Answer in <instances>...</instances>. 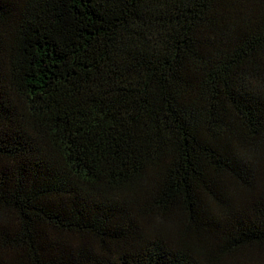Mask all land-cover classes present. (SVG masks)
<instances>
[{
    "label": "trees",
    "instance_id": "16d2710c",
    "mask_svg": "<svg viewBox=\"0 0 264 264\" xmlns=\"http://www.w3.org/2000/svg\"><path fill=\"white\" fill-rule=\"evenodd\" d=\"M262 150L264 0H0V264H264Z\"/></svg>",
    "mask_w": 264,
    "mask_h": 264
},
{
    "label": "snow or ice",
    "instance_id": "6c2138e0",
    "mask_svg": "<svg viewBox=\"0 0 264 264\" xmlns=\"http://www.w3.org/2000/svg\"><path fill=\"white\" fill-rule=\"evenodd\" d=\"M259 168H260V172L262 174H264V150H262L261 154H260V165H259ZM244 174L245 175H249V169L248 168L244 169ZM262 191H264V189H262ZM0 240H2V237H0Z\"/></svg>",
    "mask_w": 264,
    "mask_h": 264
}]
</instances>
